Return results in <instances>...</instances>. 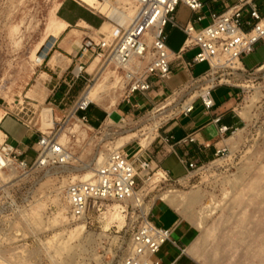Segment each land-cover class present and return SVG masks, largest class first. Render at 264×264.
Masks as SVG:
<instances>
[{"label":"rangeland","instance_id":"obj_1","mask_svg":"<svg viewBox=\"0 0 264 264\" xmlns=\"http://www.w3.org/2000/svg\"><path fill=\"white\" fill-rule=\"evenodd\" d=\"M80 2L0 0V115L19 114L38 133L51 132L61 139L71 153L70 162L63 166L34 168L28 173L19 169L1 171L0 264H119L127 251L137 213L133 214L129 203L106 200L92 204L84 220L74 221L68 213L65 189L71 181H83L88 170L83 167L96 169L100 155H106L111 148L123 147L127 151L136 146H149L155 149L161 130L181 114L179 106L188 97L187 88L178 96L166 94L150 108L131 113L128 123L122 124L115 112L123 101L122 83L114 95V104H98L99 108L113 112L112 117L99 126L90 121L82 123L79 118L83 111H76L82 94L106 78L113 81V72H117L114 66L102 65L99 58L95 61L92 57L85 62L84 75L71 86V94L60 103L46 99L49 93V97L52 95L53 82L49 83L50 78L41 74V69L51 52L53 37L59 36H52L54 33L46 27L48 22L52 18L74 19L87 12L94 16L91 20L99 31L108 29L99 13ZM177 10V21L184 24L190 12L183 5ZM73 28L93 31L75 23ZM167 29L170 31L168 44L176 50L184 37L176 27L169 25ZM261 43L243 57L247 67L264 60ZM196 52L197 49L191 50L188 55L192 57ZM76 63L77 54L71 67L73 73ZM201 69L198 67L196 73ZM239 82L245 87L238 101L240 107L250 105V99L257 97L250 107V119L242 117L246 122L235 148L225 158L194 171L186 182H159V176L155 175L141 185L148 193L146 202L161 198L168 190L184 194L198 190L204 195L192 212L177 209L197 228L196 239L202 246L197 257L200 264H264V68L249 73L248 77L242 76ZM44 109L50 110L54 127L43 126ZM158 109L161 111L157 112ZM153 112L162 113L149 120ZM77 125L81 133L72 130ZM2 129L17 138L10 116ZM129 134L122 141L125 144L119 146V139ZM147 136L152 138L144 144ZM207 205L210 211L199 227L198 210ZM118 212L120 215L116 216ZM78 224H85L87 232L72 237L71 232Z\"/></svg>","mask_w":264,"mask_h":264},{"label":"built area","instance_id":"obj_2","mask_svg":"<svg viewBox=\"0 0 264 264\" xmlns=\"http://www.w3.org/2000/svg\"><path fill=\"white\" fill-rule=\"evenodd\" d=\"M98 1L109 2L106 4V11L91 7L95 13L101 15L108 29L105 32L93 30L95 36L87 34L83 39L77 53L73 79L84 75L85 62L92 57L99 58L102 65L114 66L124 83L122 100L130 105V110L119 118L122 124L128 123V118H131V113H134L137 107L131 101L133 95H147L156 87H164L166 80L171 78L177 69L191 72L195 64H208L205 72L199 76H191L188 85L183 88L188 89L185 92L188 97L180 104L179 109L181 114H189L194 110L196 99H199L204 109L209 112L215 104L211 92L219 85L226 84L237 89L240 101L245 91L244 85L239 82L242 76L248 77L249 73L264 68L263 65L248 70L242 62L244 56L254 51L257 43H264V10L256 0H237L227 4L222 10L214 7L218 0ZM261 1L264 3V0ZM180 4L186 5L192 15L182 28L186 35L183 45L175 52L168 46L167 27L177 26L175 13ZM206 19L208 21L203 23ZM195 48L198 52L191 59H185V53ZM85 92L77 102L76 111H86L94 103L83 99ZM181 92L182 89L173 90L168 95L178 96ZM242 108L238 102L237 110ZM159 111L161 109L157 110ZM157 112H153L154 115L149 120L162 113L156 114ZM15 116L22 120L19 114ZM79 120L85 124L89 123L87 115H81ZM213 121L218 123L220 117H215ZM229 130L225 125L219 127L220 135H225ZM237 130L232 129L231 134H235ZM3 134V140L0 139L1 171H12L11 167H14L15 170L28 173L34 168L57 167L70 162L71 153L51 132L38 133L36 154L31 162L10 146L7 135ZM163 140L172 142L173 146L196 142V137L194 134H188L176 139L173 135H167ZM228 153V148L222 147L216 151L212 161L225 158ZM105 156L104 161L96 168L92 180L71 181L67 185L65 200L69 216L74 221L84 220L90 206L99 201L129 203L133 214L137 213V218L126 247L127 251L119 264H162L156 254L166 242L171 241V229L153 222V201L146 202L148 193L141 185L155 175L159 176V182L172 181L169 171L155 162L149 146H141L132 151L114 147ZM181 162L186 164L190 171H199L206 165L186 159H181ZM169 264L182 263L175 259Z\"/></svg>","mask_w":264,"mask_h":264},{"label":"crops","instance_id":"obj_3","mask_svg":"<svg viewBox=\"0 0 264 264\" xmlns=\"http://www.w3.org/2000/svg\"><path fill=\"white\" fill-rule=\"evenodd\" d=\"M203 1L209 2L210 0ZM236 1L237 0H218V2L214 4V7L217 10H222L227 4L229 5ZM256 2L259 3L264 10V3H262L261 0H256ZM180 5H183L190 14L184 24H179L177 21L178 10H176V28L184 38L182 44L176 50L171 48L168 44L170 50L175 52L179 51L183 45L186 35L182 28L187 24V21L192 15L191 10L186 5ZM93 17V15L84 12V14L78 15L74 19H61L67 22L66 30L64 29L61 31L59 36L53 37L54 40L51 52L44 63L43 69H41V74H45L50 78L47 79L49 80V83L53 82L50 89L52 95L49 97V93L45 97L46 99L49 98L60 103L67 97L69 92L70 94L72 93L71 86L74 84L75 80L73 79V71H71V67L75 64V55L78 53L83 39L87 36L86 33L94 34L93 31L87 32L84 30H79L80 33L74 32L73 23H75L76 26L83 27L80 25V22H85L90 26L87 29L92 28L93 30L98 31L99 28L94 25L91 20ZM207 19L203 23H206L208 21ZM167 31L169 41L170 31L168 29ZM261 44L264 45L263 42ZM188 52L184 55L185 59H191L194 56L190 57ZM242 62L248 70H254L264 65V60L257 62L251 67H247L244 60H242ZM198 67H202V69L199 73H196ZM207 68L208 64L204 62L195 64L191 72L184 69H177L174 71L172 77L166 80L164 87H156L147 95L136 93L131 99V101L137 105L134 112L140 113L145 109L150 108L152 104L163 98L166 94L171 93V91L185 88L188 85L191 76H199L205 72ZM69 72H71L72 75H69ZM172 81H175L174 85L171 84ZM237 92V89L229 85H219L211 92L215 104L209 112L204 109L201 101L196 99L194 110L191 113L180 114L165 124V127L161 130V139L159 140L157 147L152 150L150 149V151L152 152L155 162L163 169L169 171L172 181L177 183L186 182L194 172L190 171L187 165L181 162V159L195 161L198 164H207L214 159L215 153L218 149L227 147L228 150L231 151L232 148H235V145L230 140L234 135L231 134V130H240L245 125L244 119L237 110ZM98 106V104H92L86 111L82 112V115H87L89 121L96 126L101 125L103 121L111 118L113 114V112L106 111ZM129 110L130 105L127 102L122 101V104L119 105V109H116L115 112L120 118ZM8 116L11 117L12 122L16 127L18 134L16 139L12 138L9 133L2 129V124ZM215 117H220L218 123L213 121ZM221 125L230 128L225 135H220L219 133V127ZM0 130L7 135L8 144L21 152L23 157H26L28 160L34 158L36 154L37 130L29 127L22 120L12 114L2 115L0 120ZM188 134H194L196 142L189 144H173L172 146V142L167 143L163 140L167 135H173L176 139H180ZM204 145L208 146L205 147ZM137 148L138 146L132 149L130 148L129 150L132 151ZM151 219L157 225L171 229V241L166 242L156 254V258L160 259L162 264H169L175 259H178L182 264H200L197 259L199 252L197 253L195 248V243L197 242V228L190 220L184 217L179 210L161 198L154 200L152 203Z\"/></svg>","mask_w":264,"mask_h":264},{"label":"bare ground","instance_id":"obj_4","mask_svg":"<svg viewBox=\"0 0 264 264\" xmlns=\"http://www.w3.org/2000/svg\"><path fill=\"white\" fill-rule=\"evenodd\" d=\"M82 2H84L85 4L89 5L90 7H94V8H98L100 10L106 11L107 7L106 4H108V1H105V3H102L98 0H81ZM107 2V3H106ZM52 14V13H51ZM51 16V15H50ZM123 16V15H122ZM107 25V23H105ZM80 25H82L83 27L89 28L90 26L85 23V22H80ZM67 26V22L61 20V19H54L52 18L49 22L48 25L46 26L47 29L50 32H53V35H59L61 33V31H63ZM66 30V29H65ZM73 31H77L79 32V30L75 29ZM47 32V30H46ZM50 34V33H49ZM46 38V37H45ZM39 60L42 61V57H39ZM97 59H95L96 61ZM114 75V80L113 81H109L106 78V81H102L101 83H99L97 85L96 88H89L87 92H85L83 99L85 100H89L92 102H95L97 104H108L111 103L114 104L116 102V96L115 93H117L118 91V87H121L122 83H123V79L117 74V72H113ZM257 95L252 97L250 99L251 104L244 106L242 109H244L243 111H239L240 115L245 118V119H250L251 114H250V107L252 106V104L254 103V100L256 99ZM120 99V98H119ZM2 118V115H0V120ZM43 126L44 127H54V121L52 119L51 116V112L49 109H44L43 111ZM71 129V128H69ZM72 130L78 133H81V129L80 126L77 125L76 127L72 128ZM72 131V132H73ZM241 129L238 131L230 138V140L233 142V144L237 143L240 138H241ZM129 135L123 136L122 138L119 139L118 141V145L122 146L125 143H123L122 141L126 138H128ZM65 136V134L62 135V137ZM4 138V134L2 133V131L0 130V139L1 141ZM150 138H152L151 136H147V138L143 139L144 144H146ZM60 142L62 144H64L61 139H59ZM146 141V143H145ZM65 145V144H64ZM105 155L101 154L99 157L98 162L96 163V168L102 163V161H104L105 159ZM83 168L88 169L87 173H85L83 175L82 180L83 181H88V180H92L94 177V172L96 171L95 168L87 166H84ZM12 171H14V167H11ZM79 169V168H78ZM1 173V170H0ZM157 179V178H156ZM203 194H201L198 190H191L188 193H182V192H178V191H172V190H168L167 192H164L161 196V199L165 200L168 204L172 205L173 207H175L176 209H180V210H184V211H191L193 210V208L195 207L196 204L200 203V201H202L203 198ZM121 207V206H120ZM209 205L207 206H202L199 210H198V214H199V227H202L203 225V221L206 218V216L208 215V211H210V209H208ZM115 210H118V206L115 207ZM181 212V211H180ZM120 215L119 212L116 214V216ZM86 228H85V224H78L76 225V227L72 230L71 232V236L72 237H76L79 235H83L85 234ZM101 234V233H100ZM99 234V235H100ZM98 235V237H100ZM90 236H94L92 234H90ZM195 248L200 252L202 246L199 242L195 243Z\"/></svg>","mask_w":264,"mask_h":264},{"label":"trees","instance_id":"obj_5","mask_svg":"<svg viewBox=\"0 0 264 264\" xmlns=\"http://www.w3.org/2000/svg\"><path fill=\"white\" fill-rule=\"evenodd\" d=\"M72 92H73V89H72Z\"/></svg>","mask_w":264,"mask_h":264}]
</instances>
